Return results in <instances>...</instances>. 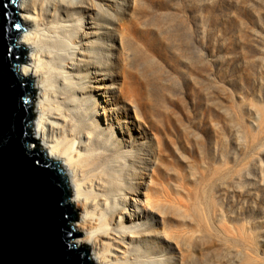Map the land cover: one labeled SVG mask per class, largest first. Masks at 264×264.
<instances>
[{
	"label": "rangeland",
	"instance_id": "1",
	"mask_svg": "<svg viewBox=\"0 0 264 264\" xmlns=\"http://www.w3.org/2000/svg\"><path fill=\"white\" fill-rule=\"evenodd\" d=\"M93 2L79 24L103 49L90 58L96 68L79 73L88 77L84 97L108 101L100 123L115 146L124 143L122 158H138L141 189L156 169L172 195L170 217L140 206L135 214L141 230L158 232L145 240L151 256L264 264V0ZM169 219L172 243L162 233Z\"/></svg>",
	"mask_w": 264,
	"mask_h": 264
},
{
	"label": "bare ground",
	"instance_id": "2",
	"mask_svg": "<svg viewBox=\"0 0 264 264\" xmlns=\"http://www.w3.org/2000/svg\"><path fill=\"white\" fill-rule=\"evenodd\" d=\"M93 1L112 0L17 1L16 16L24 32L19 34L16 45L27 51L18 76H30L38 94L32 108L35 119L30 128L31 138L41 143L49 161L60 162L71 194L69 203L80 213L76 230L84 235L73 242L77 247H90L93 264H160V257L156 253L151 256L153 249L145 241L148 237L158 240V232L141 230L135 214L140 206L146 213L170 217L172 195L161 183L156 169L149 176L148 185L141 189L138 179L143 173L139 172L138 158L133 162L128 160L129 156L122 158L119 153L124 151V143L115 146L114 132L107 133L100 123L98 113L102 111L101 115L107 117L108 101L101 103L84 97L90 94L84 82L88 77L81 78L79 73L88 75L90 70L85 68L95 69L90 58H96L93 51L103 49L90 41L95 35L79 24L95 12ZM101 13L100 20L110 21ZM118 90L131 102L133 96L125 87ZM104 94L105 99L110 97L108 88ZM166 223L162 233L172 243V220Z\"/></svg>",
	"mask_w": 264,
	"mask_h": 264
},
{
	"label": "water",
	"instance_id": "3",
	"mask_svg": "<svg viewBox=\"0 0 264 264\" xmlns=\"http://www.w3.org/2000/svg\"><path fill=\"white\" fill-rule=\"evenodd\" d=\"M18 0H0V264H93L89 248L70 226L78 212L59 163L49 161L31 138L33 82L20 78L24 32Z\"/></svg>",
	"mask_w": 264,
	"mask_h": 264
}]
</instances>
